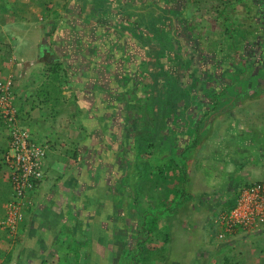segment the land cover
<instances>
[{
	"label": "crops",
	"instance_id": "1",
	"mask_svg": "<svg viewBox=\"0 0 264 264\" xmlns=\"http://www.w3.org/2000/svg\"><path fill=\"white\" fill-rule=\"evenodd\" d=\"M76 2L79 3V9L82 11L79 14L71 15L70 20L74 21L76 17L81 18L82 37L86 34L80 44L82 52H78V54L75 51L80 49V46L77 48L76 41L71 42L74 36L73 28L64 26L67 23L65 18L68 16L67 8L70 7L74 11ZM139 2L141 0H0V78H14V94L22 125L28 127L35 138H42V142L48 145L45 177L35 193L34 206L20 225V239L17 241V247H11V249L15 248L16 252L20 250L19 257L25 263L80 264L79 259L73 257L71 252L65 248L69 238L72 237V234L68 233L71 230H74V237L80 238L81 234L83 236L84 243L81 239L78 240L79 243H83L82 249H80L83 264H87L85 260L90 262L88 257L94 264H101L108 251L106 245L112 243L114 246L117 243L121 245L122 240H127L130 235H136L139 222L142 219H150L152 223H158L157 232L153 231L152 236L157 233L165 237L168 215L164 214V216L156 218L150 213L154 205L150 207V204L148 208L146 207V211L137 206V190L124 187V177L130 172L125 174L122 171L124 169L119 154L125 151L132 156L130 158L137 159L138 152L135 141L138 139L139 130H141L140 121H138L141 115L136 111L138 108H150L152 111L150 117L157 123H162L164 119L171 120L169 111L161 110L159 102L153 104L145 99L146 85L156 83V79H158L156 77L160 70V67L152 65V62L160 57L159 59L167 64V62L170 63V57L160 55L152 39L144 37L133 25L122 19L119 20V15L124 10L133 12L134 8L140 6ZM145 2L149 6L153 4V0H145ZM67 5L69 6L67 7ZM187 9L189 11L191 9L188 0L184 6L186 16ZM106 10L109 12L106 13ZM95 11L100 12L98 16L103 22L102 26L96 23ZM137 18L139 17L137 16ZM194 20L192 18L191 22L193 23ZM196 23L198 25L197 32L201 35L202 26L197 21ZM51 24L59 25L54 34L48 30ZM228 24L227 27L230 26L233 33H228L229 31L226 32V30L224 32L237 39L238 23L233 19ZM215 30H217L216 27H213V31ZM197 32L196 35H198ZM246 33L241 42L237 40V43H244L248 40L250 33ZM218 38L220 39L221 35ZM205 41L213 51L214 47L210 46L211 42L209 43L208 39ZM64 44L67 46L66 60H68L70 74L66 77L65 71H62L61 83L64 89L62 102L54 110L52 103L44 102L43 98L39 96V92L47 86L46 82L50 78L47 62L53 56L59 55H57L59 47ZM217 44L222 45L223 42L220 41ZM44 45L47 46L45 49L42 48ZM70 48L72 49L70 50ZM53 51L56 55L53 54ZM219 51L220 55L226 53V51L223 53L222 49ZM155 53H157L156 56H154ZM96 56L99 61L97 64ZM61 57L64 58L62 55ZM233 70L234 65L226 68V71L230 73ZM125 76H127V80L124 82ZM166 83L165 76H160L158 92L165 87ZM136 93L143 97L141 101L135 99L134 94ZM242 104H239L235 109L226 111L227 113L224 112L215 118V122L217 119L222 120L229 115L235 119L234 125L240 126L245 131L252 126L253 130L259 129L264 121V111L260 109L256 114L252 110L249 111L248 106ZM80 108L84 114L79 113ZM240 108L243 109V114L246 113L245 115L242 114ZM185 116L187 117V115ZM79 117L83 121H80ZM124 118L127 125L123 123ZM249 118L255 119V121L252 122ZM141 123L144 122L141 121ZM244 124L248 126H244ZM1 129L3 128L0 127V133ZM179 129L181 130V128ZM128 130L130 132L127 134ZM167 130L169 129L167 128ZM166 136L169 135H162L160 138L168 139ZM177 136V146L183 149L182 146H185L183 140H186L187 135ZM211 136L209 135L206 142L204 141L200 146L202 150L196 149L208 154L206 159L209 164L214 163L215 166H218L217 169L231 172L233 166L226 159L221 158V162L209 159L212 156L211 153L220 146L218 138L215 139ZM224 136L227 138L231 135ZM3 137L4 135H0V159L4 157L8 145L6 141L8 135L6 138ZM211 138L215 140H211ZM165 142L170 141L167 140L163 143L165 144ZM206 143L208 147L205 148L207 149L204 148ZM71 144L75 145L74 147L78 150V159L72 156L74 151L68 152ZM161 145L155 142V145L143 152L141 156L147 160L156 156H160L162 160L168 155L172 157L173 148H165ZM259 149L258 151L262 153L264 144L259 146ZM251 163L253 164V162ZM187 164L188 181L185 186L192 187L193 185V190H190L193 193V198L189 203H193V208L197 206L199 212L205 213L203 220L215 222L220 213L228 211L229 199L233 197L236 188L249 183V180L243 182L240 176L250 174L252 171L254 173L261 171V168L255 163L253 170L248 167L250 164L242 165L241 173L239 174L238 171V177L232 178L225 185L226 187L218 190L214 186L209 191L206 185L200 186V183L196 181V179L198 180L199 167L195 163H189V160ZM162 165L164 166L163 170H160L163 172L152 174L151 179L154 182V188L166 192L163 199L156 197V192H152V190L148 192L149 185L138 186L143 199L147 193H150L151 202L157 199L159 204H162L163 201L172 202L184 185L185 179L181 169H169L166 174L168 177L170 176L171 181L168 183L166 180L161 185L155 186V181L158 180L157 176L159 174L163 176L167 170L166 165ZM0 167H2L1 162ZM51 172L54 175V180L49 182V173ZM89 176L92 178L90 179ZM142 181L138 178L134 183L140 184ZM257 181L264 182V179ZM118 187L122 188L120 191L122 199L127 200L126 205L131 207L128 209L131 212L129 218L124 215V209L117 204ZM187 203L184 204L185 207ZM217 210L219 213L216 214ZM134 227L136 228L133 230ZM124 228L128 230L124 231ZM130 228L131 230H129ZM220 228L219 226L217 239H214L215 244L211 247L219 246L218 258L223 252L220 259L225 263L232 258L229 264H242L239 258L245 256L247 264H264V255H262L264 246L259 247L257 239H255V247L251 245L250 238L254 234L236 233L226 235V238H220ZM192 232H194L193 228ZM261 233L264 234V231ZM201 234L209 235L206 233V227L203 231L201 230ZM263 234L261 235L264 236ZM2 243L1 241V247ZM165 246L164 242L163 248ZM116 249L114 248L113 251ZM211 250L209 249V252ZM250 253H253V257H250ZM17 260L12 261V264L17 263Z\"/></svg>",
	"mask_w": 264,
	"mask_h": 264
},
{
	"label": "rangeland",
	"instance_id": "2",
	"mask_svg": "<svg viewBox=\"0 0 264 264\" xmlns=\"http://www.w3.org/2000/svg\"><path fill=\"white\" fill-rule=\"evenodd\" d=\"M188 1H189V5L191 8L190 9L191 17L193 19H195L200 26H202V29H201L202 39L203 40L208 39L209 43L211 42L210 46L214 47V50H213L214 54H217L218 58H220L221 56L222 57L226 56L224 59L230 60V55L232 54V50L234 47L233 40L230 37V35H228V33H230V32L233 33V31L231 30L228 33L224 32L228 28L227 26L229 25L228 24V22H229L228 18H230L232 20L234 19L238 23L239 28L236 31L238 41L241 42V40L244 38V34L246 32L250 33L249 37L253 38V41H254V43H256L257 46H259L260 42L264 41V15H262L264 13V8H262V5H263L262 3H264V0H188ZM183 16L186 17V12L183 14ZM213 27H216L217 30L213 31ZM191 31H193V29ZM196 31H197V29H196ZM209 34H210V36H208ZM218 34L221 35L220 39L218 38L219 37ZM205 40L203 42H205L206 45H209L207 43V41H205ZM220 41L223 42V44H222L223 47H220L217 44ZM253 41H252V43H253ZM254 43H253V45H254ZM262 44L264 46V42ZM46 47L47 46L44 45L42 48H46ZM220 49L223 50V53H224V51L228 52L229 53L228 56L226 55V53H224L223 55H220V51H219ZM70 50H71V48H70ZM234 52L235 51L233 50V54H234ZM239 53L241 54L243 52L241 51ZM55 55H56V53H55ZM156 55H157V53H155L154 56H156ZM263 55H264V47H263V51H262V56ZM234 56H236V55H234ZM252 56H254V55H252ZM252 56H250V57H252ZM262 56L260 55V57H262ZM231 57H232V55H231ZM243 58L248 59V57H243ZM189 62L184 63V67L179 68V70L183 69V71H184V69H186V67H189L191 65ZM247 63H248L247 65H245V64L240 65V67H242L241 72H245L243 75L244 78L238 77V75H236V81H238L240 84H243V85L246 84V82H244L243 79H247V78L250 79L251 78V79L255 80V77H257V75H255L256 71L252 70L251 72H249V70L247 68L248 66H250L251 62H247ZM257 64L260 66V69H261L260 73L262 74V77L264 78V66H263L264 62L260 61V59H259ZM261 64H263V65H261ZM164 66L167 69H169L165 64H164ZM261 66H263V68H261ZM177 71L178 70H175V69L171 70L170 69V72H164V74L169 75V74H173L174 72L176 73ZM198 73H199V71L196 72L197 75H198ZM225 74L228 75L229 73L227 72ZM231 77H234V74H231ZM125 80H127V76H125L123 78L124 82H125ZM262 82H263V80H262ZM168 88H170V87H168ZM219 88H221L222 91L226 90V89L228 90L227 93H225L223 95H233L234 94L233 85L231 86V84H229V86L226 88L223 85H221ZM218 91H220V90H218ZM260 93H261V95H259L258 97L245 99L244 101L240 102L239 104L243 103L242 105L248 106L249 111L252 110L256 114L260 111V109L262 111H264V85L260 87L259 94ZM56 94L59 97L58 93H56ZM56 94H55V96H56ZM218 95L221 96L220 93H218ZM56 101H58V100H56ZM71 106H73V105H71ZM237 106L233 107L232 109H235ZM136 111L138 114L141 115L138 118V121H140V123H141V121L144 122V123H141V125L144 126V124L146 123L145 111L142 109V107L138 108ZM240 111H242V114H243L242 108H240ZM79 113L84 114L82 109ZM245 114H243V115H245ZM79 116H80V114H79ZM79 118H80L79 119L80 121H83L81 119V117H79ZM250 121L253 122V121H255V119H250ZM262 122H261L262 124H261L259 129L253 130V126L251 125L252 127H249V129L245 131L240 126L234 125L235 119L233 118V116L230 117L228 115L226 118H223L222 120L217 119V122H215V119H214L209 124H204V126H202V130L200 131L199 135L197 134L199 139L202 140L201 143H199L196 147H192L188 144H185V146H182L183 149L179 148L180 150H182L181 153H183V155H177L175 153V154H173L172 157H169V155H168V157L164 158V160H162L160 158V156H156V157H153L151 160L148 159L147 163H145V160H143V158H142L143 156L139 155L140 154L139 151H138V154H136V155H138L136 160L130 158L132 156L127 154V152H125V151L120 152L119 153L120 154V162L122 164H124V165H122L124 167L123 168L124 170H122V171L125 174L130 172L127 176L124 175L125 176L124 177V187L127 186V187H129L130 190L132 188L134 189V191L137 190V198H138L137 199V201H138L137 206L146 211V209L148 208V206L150 204H151L150 207H152L153 205H155V207H156L159 205L160 202H158L157 199H154L155 201L151 202L150 193L149 194L147 193L145 198L143 199L142 195H141V190L138 189V186L139 187L140 186L145 187V186L149 185L148 192H150L152 190V192H156V194H157L156 197L163 199L166 192L162 189L154 188L153 187L154 182L151 179L152 174L163 172V171H161V170H163V167H164L162 164L166 165L167 170L165 171L163 176H161L160 174H159V176H157L158 180L155 181V186L157 184L161 185V183L166 182V180H168V183H169V181H171L170 176L168 177V175L166 174L169 169H171V170L181 169L182 173L185 175L184 167L188 163V160H189V163H195V165H197L199 167L198 168L199 169L198 180L196 179V181L198 183H200V186H202V184L206 185L208 187L209 191L214 186H215V189H218V190L226 187L225 185H227V183L230 182L232 180V178L235 179L238 177V171L240 174L241 173L240 168L242 167V165H245V164H250L248 167L252 168L251 170H253V165L255 163V165H257L261 168L260 169L261 171H257V173L256 172L254 173L252 171L250 174H245V175L240 176V179L243 182L245 180H246L245 182H248V180H249V183H250V182L257 181L259 179H264V151L262 153H260V151H258V150H260L259 146L261 147L264 144V121H262ZM3 126H4V124L1 123V121H0V127L3 128V129H1L0 135H4V137L6 138V136L8 134H7V130ZM244 126H248V125L244 124ZM150 128H151V125H149L147 127L148 130ZM153 128L155 130L157 129V127H155V126H153ZM168 133H170V135ZM163 134L164 133H162V134L158 133L157 134V133H155V132L153 133L151 131L150 134H148V135H150V136L155 135L157 137L156 138L157 141H160V139H161L160 137H162ZM165 134H168L171 137H173V135H174L172 132H166ZM208 135H210V136L212 135L215 139L218 138V140L220 142V146H218V148L215 151H213V153H211L212 156L209 159H211V160L213 159L214 162H215V160L217 162H221V160H220L221 158L226 159L233 166V169L231 170V172H226V170H224V169H217L218 166H215L214 163L209 164L207 162V159H206L208 154L206 152L198 151V150H202V149H200V146H202L203 145L202 143L205 140H207ZM224 135H231V136L230 137L228 136L227 138H225ZM138 136H140V135H138ZM177 137L178 136L176 135L174 141L177 140ZM214 138L213 139L211 138V140H215ZM36 139L39 142L43 141V139L40 137H37ZM6 141L9 142V138H7ZM162 141L163 142L167 141V139L162 140ZM139 142L140 141L138 140L137 143H139ZM163 142H156V143L162 144L161 147L164 146L165 148H170V142H165V144ZM147 143H148V141L146 142V144ZM74 146L71 144V148L68 149V152H70V151L72 152V151L76 150V147H74ZM206 146H207V143L204 146V148ZM137 147H138V145H137ZM205 149H207V148H205ZM145 151H148L147 147H146ZM173 158L176 160L175 163H178L176 165L178 167H175V169L171 168V166H174V162L172 160ZM204 159H206V160H204ZM0 162H1V166H2V167H0V190L1 189L5 190L7 187L8 179H7V170H6L7 168L5 165L3 166L4 157H2L0 159ZM251 162H253V164ZM224 163H226V162L224 161ZM256 163H258V164H256ZM204 164H206V167H204ZM151 167H153L151 169V171L148 170ZM237 167H238V169H237ZM126 168H127V171H125ZM187 168H188V164H187ZM49 176H50L49 182H52V180H54L53 173L52 172L49 173ZM141 176L143 177V179H142L143 181L140 184L134 183L136 181V179L140 178ZM89 178L91 179L92 177L89 176ZM153 180H154V178H153ZM121 187H122V185H121ZM121 187H118L119 196L116 195V199H117L116 201H117V204L120 207H122V209H124V215L127 218H129L131 215V212H129L128 209H130L131 207L126 205L127 200L122 199L123 197L120 195V191H122ZM192 188H193V185H192V187H190V186L187 187V189L189 191L193 190ZM178 196H179V194L177 192V197ZM5 202L3 204V207L5 205ZM192 205H193V203L188 202L186 205L187 209H184V208H186L184 205L183 207H181L180 212L178 211V212L174 213L173 221H172L173 225L171 227L172 239L169 242L166 240V238L163 235H159L156 233V235L152 236L151 233L153 231L157 232L156 229L158 227V223L157 222L152 223V221L150 219H148L149 232L147 231L149 235H147L146 234L147 232H145V231H141V230L139 231L140 233H142V235L139 236L140 239H143V237L146 236V240H145L146 243L144 245L145 249H146L145 251L153 253L156 255V258H150L148 260V264H167V263H165L166 260L160 256V254L163 252L164 242L167 246V247L165 246V249H167V250L165 251L164 256H166L165 258H167L169 260V262H168L169 264H229V262H231L232 258L228 259L227 263L223 262L222 259H220L223 256V252H221V257L218 258L219 252H217V251H219V249H220L219 246L216 248H211L212 245L215 244L214 239H217V232H218L219 225L213 220L212 221L203 220L202 218L204 217L205 213L199 212L197 206L195 208H193ZM135 210H136V208H135ZM4 213H5V211H4ZM4 213L0 216V218L4 215ZM217 213H219L218 210L216 211V214ZM72 215H73V213H72ZM72 215H71V217H72ZM167 215H168V218H167L168 220H167L165 229H168V225L170 224L169 213H167ZM205 227H206V233L209 234L208 236L201 234V230L203 231V229H205ZM81 228H82V226H81ZM135 228L136 227H134L133 230ZM152 228H154V230H152ZM192 228H193L194 232H192ZM126 230H128V229L124 228V231H126ZM129 230H131V228ZM19 231H20V229H19ZM78 231L81 232V230H79V229H78ZM139 232L137 231L136 232L137 234L134 236H137L138 234H140ZM160 232H162V231H160ZM68 233H71L72 237L69 238L68 245H66L65 248H67V250H69L71 252V255L73 257L75 256V258H78L79 259L78 262L81 264L82 263L81 262V255L82 254L80 252V249H82L81 246H83L82 244L84 243L83 236L81 234L80 238L74 237L73 236L74 230L68 231ZM261 234H263V233L254 234V235H252V238H250L251 239L250 241L252 242L251 245L253 247H255L256 241L258 242L259 247L264 246V236H262ZM258 235H261V236H258ZM19 239H20V232L18 233L16 238H14L11 235L9 237L8 234H6V236L0 238V243H1V241L3 242L2 243L3 248L0 246L2 248V253L0 255V264H12V261L17 260V257H19V251L20 250H18L16 252V251H14L15 248L11 249V247L12 246L17 247V241ZM79 239H81L83 243H79L78 242ZM255 239H257V240L255 241ZM126 241L127 240H122V242H120L121 245H119L117 243L118 246L117 245L114 246L113 243L106 245L108 248V251L105 253V256H104L105 258H104V260H102L101 264H135L134 259H136L135 255H137V253L139 251V246L138 245L133 246V248H131L132 251L130 253H126V252L122 253L121 251L125 247ZM216 244H217V241H216ZM113 248H117L116 251L113 252ZM209 249H212V250L209 252ZM263 250H264V248H263ZM263 252H262V255H264ZM252 254L253 253L249 254L250 257H253ZM260 254H261V252H260ZM260 254H259V256H260ZM10 257H11V259H9ZM88 259H90V262L88 260H85V262H87V264H94L93 261L91 260V258L88 257ZM239 260H240V262H242V264H247L245 256H241L239 258Z\"/></svg>",
	"mask_w": 264,
	"mask_h": 264
},
{
	"label": "trees",
	"instance_id": "3",
	"mask_svg": "<svg viewBox=\"0 0 264 264\" xmlns=\"http://www.w3.org/2000/svg\"><path fill=\"white\" fill-rule=\"evenodd\" d=\"M186 1L187 0H153V4L149 6L145 4V0H141V2H139L140 6L136 9L134 8L133 12L124 10V12L119 15V20L122 19L124 22L126 21L128 24L133 25L135 28H137L138 31L142 33L144 37L152 39L154 41V46L158 50L159 54L170 57V63H165V65L169 69L164 66V62L159 59L160 57L156 58L152 62V65L154 64L157 68L160 67L156 78L159 79L160 76H165V81L167 83L165 84V87L160 90V92H158V79H156L155 84L146 85L145 99L147 102H152L153 104H155V102H159L161 110L164 109L166 111H169L171 120L168 118L169 121L164 119L162 123H157L155 122V119L150 117L152 112L150 111V108L143 109L146 113V123L144 124V126L141 125V123L139 124L141 130H139L138 135L140 136H138V139L135 141L136 151L140 152L139 155H141L143 152H146V147L149 149L154 146L155 141L163 142L162 139H160V141H157V137L155 135H148L151 131L157 134L164 133L163 135H170V133H165L172 132L174 134L173 137L166 136L168 138L167 140H169L171 143L170 147L173 148L172 153L183 155V153L179 151L177 140L174 141L176 137L175 135H187L186 140L188 142L184 139L183 143L188 144L192 147H196L199 143L202 142V140L199 139L198 135L202 130V126H204V124H209L215 118L223 114L224 111L226 112L227 110L232 109L245 99L258 97L259 95H261V93L259 94V89L264 85V78L260 73L261 69L257 62L259 59L260 61L264 62V55L262 56L264 47L262 43L264 41L260 42L259 46H257L256 43H254L253 38L249 37L248 40L244 43H237V39H235V37L231 35L234 44V54L232 50V57L230 55V60L224 59L226 56H221L220 58H218L216 54L212 53L213 51H211L209 45L204 44V40L202 41L201 35L196 31V29L198 30V25L195 20L193 21V23L191 22V12L187 9V16H183ZM262 4V8H264V3ZM78 5L79 3L76 2L74 11L70 7H68L69 5H67L68 8H66L68 10V16L65 17L67 23L64 24V26L67 25V28L68 26L73 28L72 33L74 36L71 39V42L76 41L77 48L80 46V49L75 51L77 54L78 52H82V46L80 44L82 42V39L86 35L84 34V36L82 37L83 23L81 18L76 17L74 21L70 20L71 15L79 14L82 11V9H79L80 7ZM105 12L108 13L109 11L106 10ZM99 13L100 12L95 11L94 17H96V23L101 24L100 26H102L103 22L100 21V18L98 16ZM262 15H264V13ZM137 16L139 18H137ZM228 21L231 22L230 18H228ZM58 28L59 25L57 26V24H51L50 29L48 30L52 32L51 34H54L58 30ZM190 29H193V31H191ZM231 30L232 29L229 26L226 29V32ZM196 32L198 35H196ZM248 36H250V34ZM219 46L223 47V45ZM66 48V44L60 46V52H57L59 55L57 54L58 56H53V58L49 62H47V68L50 74V78L46 82L47 86H45V88L39 92V96L43 98L44 102H51L53 104L54 110L56 109L57 105L62 102L64 90L61 83L63 78L62 71H65L66 77L70 74L68 72V60H66ZM239 51H242L243 53L240 54ZM53 54H55L54 51ZM228 54L229 53L226 52L227 56ZM61 55L64 58H62ZM260 55L262 57H260ZM243 57H248V59ZM95 62L96 64L97 62H99L97 56ZM188 62L191 64L189 67H186L184 71L183 69L179 70V68L184 67V63ZM247 62H251L250 66L247 67L249 72H251L252 70L256 71L255 75H257V77H255V80L251 78L243 79L244 82H246V84L243 85L236 81V75H238V77H243L245 72H241L242 67H240V65H247ZM233 65V72L230 73L228 71L229 74L226 75L225 73H227V66ZM263 66H261V68H263ZM170 69H175L178 71L169 75L164 74V72H170ZM198 71L199 73L197 75L196 72ZM231 74H234V77H231ZM68 82L69 81L67 80V83ZM229 84H231V86L233 85L234 94L223 95L227 93L228 90L226 89L222 91V89L219 87L223 85L226 88L229 86ZM156 92L158 93L156 94ZM56 93H58L59 97ZM218 93H220L221 96L218 95ZM134 95L137 101H141L143 99V97H140L139 93H136ZM185 115H187V117ZM123 123L124 125H127L125 118L123 119ZM149 125H151V128L148 130L147 127ZM153 126L157 127V129L155 130ZM167 128L169 130H167ZM179 128H181V130ZM129 132L130 131L128 130L127 134ZM138 140L140 141L139 143H137ZM147 141L148 143L146 144ZM72 156L78 159L79 154L77 149L74 150ZM142 158L143 160H145V163H147L148 160L144 157ZM172 160L174 162V166H171V168L175 169L178 163H175L176 160L174 158ZM122 168L124 167L122 166ZM152 168L153 167L149 168L148 170L151 171ZM125 171H127V168ZM184 172V185L179 190V196L173 199V201L170 203L163 201L162 204H159L156 207L154 205V208L150 210V213L156 218L162 217L164 216V214L166 215L167 213H169V230L165 229V238L168 242L172 239L171 227L173 225L172 221L174 213L178 212L182 205H184L186 202H189L193 198V193L190 192L185 186L188 181L187 164L184 167ZM142 179L143 177L141 176L140 180ZM241 187L242 186L237 187L233 197L229 199V204L227 206L228 211L236 205L237 197L240 193ZM11 193V185L7 182L6 189L0 190V216L5 211L3 204L5 201L10 199ZM138 228V232L140 230L149 232L148 220H140ZM148 232L146 233L147 235H149ZM140 235H142V233L138 234L137 236L130 235L129 237H127L128 241H126V245L121 252L130 253L132 251L131 248L138 245L139 251L137 255H135L136 259H134V263L148 264V260L150 258H156V255L145 251L146 249L144 245L146 243V236H144L143 239H140ZM4 236H6V232L0 227V238ZM166 250L167 249L163 248V252L160 254V256L166 260L165 263L169 264V260L165 258L166 256H164ZM1 253L2 248L0 247V255ZM9 259H11V257Z\"/></svg>",
	"mask_w": 264,
	"mask_h": 264
},
{
	"label": "built area",
	"instance_id": "4",
	"mask_svg": "<svg viewBox=\"0 0 264 264\" xmlns=\"http://www.w3.org/2000/svg\"><path fill=\"white\" fill-rule=\"evenodd\" d=\"M13 77L0 78V121L7 130L9 142L4 153L7 179L12 188L5 202L0 227L10 237L19 233L20 225L34 206V196L45 177L48 145L39 142L30 129L22 125L14 94ZM216 223L220 238L229 234H256L264 231V182L242 185L236 205L220 213Z\"/></svg>",
	"mask_w": 264,
	"mask_h": 264
},
{
	"label": "flooded vegetation",
	"instance_id": "5",
	"mask_svg": "<svg viewBox=\"0 0 264 264\" xmlns=\"http://www.w3.org/2000/svg\"><path fill=\"white\" fill-rule=\"evenodd\" d=\"M114 249V248H113ZM114 252V251H113ZM22 259H20V257H18V260H17V263H15V264H28L27 262L25 263V262H23V261H21Z\"/></svg>",
	"mask_w": 264,
	"mask_h": 264
}]
</instances>
